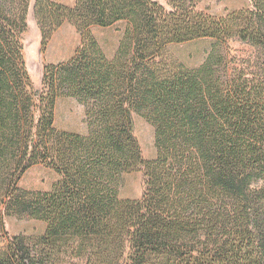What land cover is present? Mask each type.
<instances>
[{"label": "trees", "instance_id": "16d2710c", "mask_svg": "<svg viewBox=\"0 0 264 264\" xmlns=\"http://www.w3.org/2000/svg\"><path fill=\"white\" fill-rule=\"evenodd\" d=\"M200 1L36 0L43 48L66 22L82 37L36 88L22 42L31 0H0V264H264V0L220 16ZM117 24L109 57L93 28ZM203 39L201 65L170 56ZM62 97L84 106L86 134L56 127ZM134 114L154 127L152 160ZM36 165L60 175L50 191L20 187ZM136 171L142 197L122 198ZM9 216L45 232L9 235Z\"/></svg>", "mask_w": 264, "mask_h": 264}, {"label": "rangeland", "instance_id": "374dc122", "mask_svg": "<svg viewBox=\"0 0 264 264\" xmlns=\"http://www.w3.org/2000/svg\"><path fill=\"white\" fill-rule=\"evenodd\" d=\"M67 5H74L76 0H56ZM167 5L168 0H158ZM36 0H31L30 12L28 15V29L22 36L28 70L31 74L34 86L41 87L44 68L47 64H58L69 60L81 45V34L70 22H66L59 28L50 39L46 48L42 45L41 31L34 14ZM251 0H201L198 9L209 14L220 16L228 12L248 7ZM123 25L117 24L112 27L93 28L94 34L100 42L103 50L109 57H113L117 50L122 36ZM211 40L203 39L183 44L172 45L169 53L172 59L179 61L185 66L192 68L201 65L206 59ZM235 51L243 47L240 43H232ZM134 133L140 143L145 159L156 158L157 149L155 146L154 127L142 116L133 115ZM55 125L58 129L71 132H88L85 122L84 106L73 97H62L58 100L56 108ZM60 179V175L53 169L44 165H36L30 168L21 178L20 187L34 191H50L54 184ZM144 191V172L136 171L126 174L120 189L122 198L139 199ZM6 229L9 235L26 234L40 235L45 232L46 223L34 219H20L15 216L6 218ZM7 238L0 240V251H5Z\"/></svg>", "mask_w": 264, "mask_h": 264}]
</instances>
